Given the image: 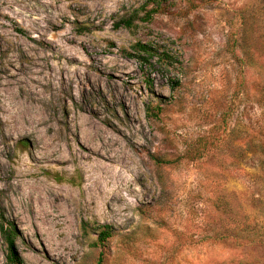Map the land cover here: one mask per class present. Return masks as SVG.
<instances>
[{
  "label": "rangeland",
  "instance_id": "rangeland-1",
  "mask_svg": "<svg viewBox=\"0 0 264 264\" xmlns=\"http://www.w3.org/2000/svg\"><path fill=\"white\" fill-rule=\"evenodd\" d=\"M158 1L0 0V202L25 264H264V0Z\"/></svg>",
  "mask_w": 264,
  "mask_h": 264
},
{
  "label": "trees",
  "instance_id": "trees-1",
  "mask_svg": "<svg viewBox=\"0 0 264 264\" xmlns=\"http://www.w3.org/2000/svg\"><path fill=\"white\" fill-rule=\"evenodd\" d=\"M152 1H156V3L159 2L158 0H152ZM149 13L151 14V12H147V17L149 16ZM119 24L124 25L125 27H130L132 25V18L121 19ZM19 31L22 30L19 29ZM123 53L130 58L136 59L140 65H147V67H150L152 65L151 59L154 56H157V60L163 63H167L168 60L170 59V56H168L167 53L165 52L158 53V50L154 46H152L149 43H143V42H135L131 46L130 51H123ZM173 83L174 82H172V84ZM20 143L23 146H26L25 140L21 139ZM0 234L3 241L6 244V250H7L6 264H25L16 246L17 228L11 220L5 217L1 202H0ZM112 235H113V228L110 225L101 226V229L98 232L96 239L97 244L102 247V250L100 251V260L103 249L105 247V243L107 239Z\"/></svg>",
  "mask_w": 264,
  "mask_h": 264
}]
</instances>
